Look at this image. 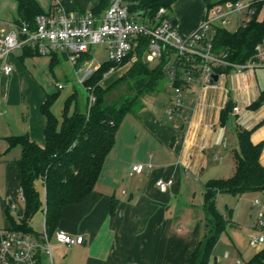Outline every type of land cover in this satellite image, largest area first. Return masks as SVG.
<instances>
[{
	"label": "crops",
	"instance_id": "1",
	"mask_svg": "<svg viewBox=\"0 0 264 264\" xmlns=\"http://www.w3.org/2000/svg\"><path fill=\"white\" fill-rule=\"evenodd\" d=\"M102 1L36 0L44 13L62 7L75 16L93 12ZM113 1L123 6L131 2L108 0L98 17ZM206 14L202 0H178L170 10L174 24L186 37L202 26ZM19 19L18 2L0 0V34ZM258 19L264 21V4ZM22 55L23 50H17L0 59V230L11 227L9 213L17 220L11 204L20 213L24 208L19 201L17 169L21 149H9L8 139L28 135L36 144L45 145L46 119L41 107L50 94L40 93L38 85L30 82L25 68L34 57ZM4 66H11L12 72L3 73ZM218 82L217 88H205L200 80L191 84L183 91L182 107L173 118L166 115L176 98L173 91L162 110L147 102L138 116L126 115L94 191L62 212L56 233L83 237L84 244H59L55 233L50 240L52 260L42 256L41 264H189L208 235L195 215H184L185 195L204 199L207 182L232 176L228 172L236 165L239 131L252 130V143H264V124L259 126L264 103L252 107L264 92V68L233 70ZM260 163L264 166V149ZM138 165L144 167L141 174L133 171ZM166 179H173L174 184L162 192L157 183ZM44 228L45 216L42 229H34L43 232Z\"/></svg>",
	"mask_w": 264,
	"mask_h": 264
},
{
	"label": "trees",
	"instance_id": "2",
	"mask_svg": "<svg viewBox=\"0 0 264 264\" xmlns=\"http://www.w3.org/2000/svg\"><path fill=\"white\" fill-rule=\"evenodd\" d=\"M19 5V21L32 26L38 16L44 14L36 0H16ZM178 0H131L128 12L137 18L138 13L143 19H153L160 8L169 11ZM210 8L226 2L238 0H202ZM257 9L256 16L251 22L242 24L237 31L231 32L219 29L214 38V46L218 52L230 54V61L238 64L247 62L254 55V48L264 38V21H259V13L264 0H253ZM108 0L93 13L106 7ZM39 56L28 48L23 49V57ZM51 64L57 63L58 56L50 57ZM125 61L122 65H127ZM111 66H119L109 62L102 64L95 74L86 82L93 88L96 102L86 111L78 110L77 93L72 94L65 101L61 122L52 112L59 93L48 95L41 107L46 119L45 145L36 144L28 135L12 136L8 139L9 149L20 147L21 156L17 161L20 189L24 194L23 216L18 220L9 213L11 227L9 229L23 233L37 232L31 225L33 218L39 212L45 211V229L51 238L57 231L65 207L81 203L90 195L101 175L103 165L112 151L118 130L126 115L138 116L144 108L143 99L148 95L158 93L166 81L162 65L155 71L147 66L142 59L129 66L127 78L134 84L129 85L135 96L126 97L118 102L108 100L112 91L117 90L123 78L114 84L104 87L105 75ZM233 71L232 68L223 70L224 73ZM221 71H218L220 73ZM75 103V111L71 113V106ZM264 103V92L252 106L258 107ZM264 124V120L259 126ZM258 126V127H259ZM252 130L238 132L239 149L236 153L234 174L227 179L210 180L205 185V206L214 217L215 231L207 236L203 247L191 258L189 264H208L209 257L215 249L218 238L225 226L223 216L216 210V201L220 195L242 196L250 193L264 192V166L260 158L264 143L253 144ZM43 185L45 201L41 197L38 184ZM45 207V208H44ZM112 213L114 207H112ZM248 264H264V249L256 253Z\"/></svg>",
	"mask_w": 264,
	"mask_h": 264
},
{
	"label": "built area",
	"instance_id": "3",
	"mask_svg": "<svg viewBox=\"0 0 264 264\" xmlns=\"http://www.w3.org/2000/svg\"><path fill=\"white\" fill-rule=\"evenodd\" d=\"M253 0L226 2L207 8L206 19L202 26L191 36H184L174 24L170 11L160 8L153 19L146 18L137 22L128 12V7L119 1H113L103 17L89 12L80 16L67 13L62 7L44 13L35 20L34 28L27 22L14 23L9 30L0 34V59L13 51L28 48L39 56H62L73 66L75 73L82 74L78 84L88 93V105L96 102L93 88L86 82L101 68L98 64L90 69L95 62L92 48L105 45L109 63L128 66L136 63L140 54L145 61H159L163 67L169 88L176 98L166 115L173 118L182 107V93L191 84L200 80L205 88H217L219 82L214 76L223 77L225 69L232 68L237 73L247 70L264 68V38L256 44L254 55L245 63L230 61V54L218 52L214 46V38L219 29H226L235 22L234 15L245 16L240 24H246L256 16L257 9ZM60 6V5H56ZM238 21L240 19H237ZM218 71H221L218 73ZM2 72H12L11 66H4ZM109 74H106L107 77ZM58 89H63L58 85ZM234 108V111H237ZM144 167L135 166L133 171L141 174ZM174 184L173 179L160 180L157 186L166 192ZM19 201L24 205L23 191L19 192ZM255 206L259 202H254ZM10 211L19 220L20 213L16 204L10 205ZM45 216V211H44ZM258 218L263 225L264 214ZM59 244L67 247L83 245V237H72L65 232L55 234ZM46 229L41 234L23 233L12 229L0 230V264H41L42 256L52 260L51 245ZM250 244L254 247L264 244V237H253ZM241 261H238L240 264Z\"/></svg>",
	"mask_w": 264,
	"mask_h": 264
},
{
	"label": "rangeland",
	"instance_id": "4",
	"mask_svg": "<svg viewBox=\"0 0 264 264\" xmlns=\"http://www.w3.org/2000/svg\"><path fill=\"white\" fill-rule=\"evenodd\" d=\"M235 16V22L228 27L231 32L237 31L241 26L240 21L245 16V11L241 15ZM237 19H240L239 21ZM143 18H136L137 22H143ZM92 56L95 62L91 63L89 68L95 69L98 64H104L108 61V52L105 45H96L92 48ZM150 70L155 71L159 68L160 62H150L145 60ZM29 64V63H27ZM129 66L119 65L111 66L108 69V76L104 79V87H108L123 78H127ZM28 79L33 81L40 88V93H48L50 95L59 93V96L52 107V112L56 118L61 122L62 111L67 98L75 92L77 93L76 103L78 110L85 112L88 105V93L78 84L79 78L82 74H76L71 63L64 57L60 56L57 63L51 64L50 57L35 56L29 67L25 68ZM134 84L132 79L121 81L117 90L112 91L108 100L111 102H118L126 97L135 96L134 91H130L129 85ZM58 85H62L63 89L59 90ZM171 88L167 80L162 86V90L158 93L144 97L143 103L150 102L156 108H164V100L171 94ZM166 97V99H165ZM75 111V103L71 106V113ZM168 119L164 122L167 123ZM235 167L229 170L228 173L234 174ZM231 177V176H230ZM38 184V189L41 193L42 199L45 198V192L41 190ZM183 201L184 215L190 217L191 214L195 218L204 223L203 234L206 236L213 231L216 234L215 222L212 213H210L205 206V200L202 197L191 198L185 195ZM259 201L261 206L253 205L255 201ZM45 201V199H44ZM216 210L223 216L225 226L218 238V243L209 257L208 264H248L254 255L264 249L262 246H252L250 240L253 237H264V224L258 218L259 212L264 214V192L250 193L242 196L220 195L216 201ZM193 211V212H191ZM264 222V219H263ZM33 228L36 230L42 229L44 226V216L42 212L35 215L32 220ZM204 240V238H203Z\"/></svg>",
	"mask_w": 264,
	"mask_h": 264
},
{
	"label": "water",
	"instance_id": "5",
	"mask_svg": "<svg viewBox=\"0 0 264 264\" xmlns=\"http://www.w3.org/2000/svg\"><path fill=\"white\" fill-rule=\"evenodd\" d=\"M136 17H137V18H142V17H143V14H142V13H138ZM214 81H215V82L218 81V76H217V75L214 76Z\"/></svg>",
	"mask_w": 264,
	"mask_h": 264
}]
</instances>
